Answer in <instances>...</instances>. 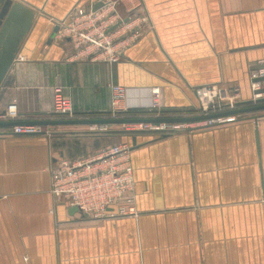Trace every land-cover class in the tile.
Here are the masks:
<instances>
[{"label":"crops","instance_id":"crops-1","mask_svg":"<svg viewBox=\"0 0 264 264\" xmlns=\"http://www.w3.org/2000/svg\"><path fill=\"white\" fill-rule=\"evenodd\" d=\"M12 1L35 13L0 83V110L15 100L18 122L63 119L52 112L54 86L74 119L108 118L109 79L125 87L133 115L154 88L166 115L191 112L201 85L231 86L244 101L250 70L264 62V0H140L148 26L113 64L48 41L73 6L103 0ZM128 8L117 0L121 18ZM40 126L14 134L0 124V264H264V109L163 137L116 123ZM116 142L131 146L136 215L94 220L52 197L55 158Z\"/></svg>","mask_w":264,"mask_h":264},{"label":"built area","instance_id":"built-area-1","mask_svg":"<svg viewBox=\"0 0 264 264\" xmlns=\"http://www.w3.org/2000/svg\"><path fill=\"white\" fill-rule=\"evenodd\" d=\"M117 0H103L101 6H73L62 19L55 21L57 30L54 39L69 42L72 52L69 57L104 61L108 64L120 60L129 44L138 38L148 26V19L142 12L140 0H127L128 15L121 18L115 10ZM20 56L19 59H22ZM264 76V62L250 70L252 95L247 105L258 104L264 98L261 81ZM108 118H179L218 114L210 118L194 121L172 122H130L122 124L124 132L151 131L159 136L181 131L214 126L237 119L236 114L227 111L243 107L235 89L223 84H207L193 89L197 104L191 112H177L166 115L158 110L157 89H152L153 102L143 113L131 114L125 103V87L109 79ZM245 101V100H244ZM52 112L64 118H73L74 111L69 98L61 86L52 88ZM177 114V115H176ZM19 112L16 101L8 103L0 110V122L16 121ZM14 134L41 133L40 125L18 122L11 125ZM5 132H0V137ZM127 143L117 142L103 145L92 153L77 158L59 156L49 165V193L55 199H62L82 216L94 220L122 215H136L134 204V179Z\"/></svg>","mask_w":264,"mask_h":264},{"label":"water","instance_id":"water-1","mask_svg":"<svg viewBox=\"0 0 264 264\" xmlns=\"http://www.w3.org/2000/svg\"><path fill=\"white\" fill-rule=\"evenodd\" d=\"M102 1L94 4L92 9H96L101 6ZM35 13L27 6H24L21 2H13L12 0H0V83L6 74L7 70L11 66L20 44L33 24ZM57 25L52 29L48 41H51L54 37ZM258 81H264V76L259 77ZM258 92H264V88L258 90ZM258 104L247 105L248 100L242 101L241 105H246L235 110L227 111L224 114H236L252 112L264 109V98L257 100ZM218 114H208L194 117H179V118H100V119H74L63 118L53 120H37L31 123L36 125H48V124H124L130 122H172V121H194L199 119L210 118ZM15 121L0 122V124L13 125ZM165 135H162V137ZM134 140V139H133ZM133 145V143H132ZM73 210H76L73 207Z\"/></svg>","mask_w":264,"mask_h":264},{"label":"rangeland","instance_id":"rangeland-1","mask_svg":"<svg viewBox=\"0 0 264 264\" xmlns=\"http://www.w3.org/2000/svg\"><path fill=\"white\" fill-rule=\"evenodd\" d=\"M123 126H121L120 128H122ZM117 143V142H116Z\"/></svg>","mask_w":264,"mask_h":264},{"label":"trees","instance_id":"trees-1","mask_svg":"<svg viewBox=\"0 0 264 264\" xmlns=\"http://www.w3.org/2000/svg\"><path fill=\"white\" fill-rule=\"evenodd\" d=\"M142 112V111H141Z\"/></svg>","mask_w":264,"mask_h":264}]
</instances>
